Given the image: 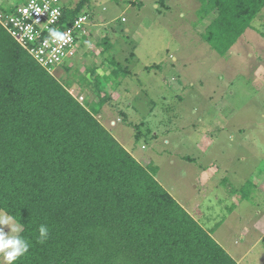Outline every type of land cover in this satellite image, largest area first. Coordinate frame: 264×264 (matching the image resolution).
Returning a JSON list of instances; mask_svg holds the SVG:
<instances>
[{
  "label": "trees",
  "instance_id": "1",
  "mask_svg": "<svg viewBox=\"0 0 264 264\" xmlns=\"http://www.w3.org/2000/svg\"><path fill=\"white\" fill-rule=\"evenodd\" d=\"M201 2L202 20L215 14L204 39L221 55L264 8V0ZM63 11V24L79 14ZM70 87L0 24V210L30 244L15 264H239L98 120L111 100L105 90L95 86L96 109Z\"/></svg>",
  "mask_w": 264,
  "mask_h": 264
},
{
  "label": "rangeland",
  "instance_id": "2",
  "mask_svg": "<svg viewBox=\"0 0 264 264\" xmlns=\"http://www.w3.org/2000/svg\"><path fill=\"white\" fill-rule=\"evenodd\" d=\"M25 1L0 0V10ZM134 1L131 9L120 0L110 4L122 36L111 56L99 59L109 56L116 64L112 84L84 79L95 55L78 78L64 66L53 75L96 109L100 96L93 86L105 89L112 97L98 120L142 165L157 170L158 182L205 228L215 229L214 239L232 256H245L240 264H264V238L253 228L264 212L256 184L264 177V8L221 55L204 39L215 14L202 20L194 0H157L143 8V0ZM145 66L159 71L149 74ZM118 82L119 91L130 93L113 95L108 86ZM205 171L208 184L201 182Z\"/></svg>",
  "mask_w": 264,
  "mask_h": 264
},
{
  "label": "crops",
  "instance_id": "3",
  "mask_svg": "<svg viewBox=\"0 0 264 264\" xmlns=\"http://www.w3.org/2000/svg\"><path fill=\"white\" fill-rule=\"evenodd\" d=\"M120 1H123L121 5L126 6L127 9H131V4L135 2L134 0L133 1L120 0ZM194 1L196 5L199 8H201L202 6L201 0L200 2L199 0H194ZM153 3L157 4V0H153L151 2L143 0V3L142 5H140V7L143 8L144 6H147L150 4L153 5ZM99 4H102V5H99ZM110 4L114 6L120 5L119 0H75V2L67 1V3L65 2L64 4L62 2L63 8L70 9L74 12L76 10L75 13L76 14L79 13L77 16H79L82 12L90 13L92 15V17L90 18V22L87 26V33L80 38L77 44L76 57L73 60H70L65 65H63L64 68H66L68 72L69 71L73 72L76 78H78L76 74L79 73L80 68H84L83 66L88 64V56L95 55V58L91 62L92 67L88 70V72L90 73L88 75L86 73L85 74L86 76L84 77V79L87 81L93 80V82L94 81L96 82L100 77H103V79L108 80V84L109 83L112 84V77L116 75L117 73L116 64L111 59L112 57L109 58L108 56L104 59V61H102L101 59L104 55H107V54L111 56L112 51L115 47V42L117 43L118 38L122 36V31H121L120 26L117 23H115L117 20L116 18L119 16V14L118 15L116 14V17L113 18L114 10H112V6H110ZM11 7L14 8L15 6H11ZM78 7H81L79 11L78 9H76ZM100 7H103V8L100 9ZM158 7L159 5L156 6L155 10L159 11ZM99 57H101V59H99ZM144 68L149 74H151V71L155 72L154 74H156V71H159V69H154V67L145 66ZM129 75L131 76L130 72H127V74L125 73L124 78L129 80L130 78ZM82 77H83V74H81L79 78H82ZM117 78L120 79V77H117ZM124 80L125 79H122V81ZM168 81H170V79L166 77L164 82L168 83ZM95 86L96 84L93 87ZM118 87L123 88L120 82H118L116 85L113 84L111 88L108 86V88L112 90L113 95L115 93L117 94V92L130 93L129 91H127V89H123V91H119ZM93 92L95 93L97 92L96 88H95V91ZM78 93H83V92H78ZM96 94L99 95L98 93ZM106 94L109 97H112L107 91H106ZM210 181H211L210 172L208 171L203 172L201 182L208 184V182ZM256 184L258 185L257 190L264 195V177L263 179L259 180V183H256ZM191 215L199 221L196 214L194 215L193 213H191ZM257 216L258 217H255L256 219L253 224V228L260 238H264V212L258 213ZM202 225L204 226V224ZM205 229H207L212 234V236H214L215 229H211V228H205ZM229 254L232 256V253H229ZM232 257L240 264V262H242L241 261L242 258H244L245 256H243L239 260H237L234 256Z\"/></svg>",
  "mask_w": 264,
  "mask_h": 264
},
{
  "label": "built area",
  "instance_id": "4",
  "mask_svg": "<svg viewBox=\"0 0 264 264\" xmlns=\"http://www.w3.org/2000/svg\"><path fill=\"white\" fill-rule=\"evenodd\" d=\"M63 13L61 0H26L10 13L0 12V24L35 61L53 73L76 57L77 44L87 33L91 18L90 13L82 12L70 24H63ZM49 28L66 33V40L51 39Z\"/></svg>",
  "mask_w": 264,
  "mask_h": 264
},
{
  "label": "clouds",
  "instance_id": "5",
  "mask_svg": "<svg viewBox=\"0 0 264 264\" xmlns=\"http://www.w3.org/2000/svg\"><path fill=\"white\" fill-rule=\"evenodd\" d=\"M47 5H45V10ZM36 11H41L36 8ZM51 39L64 42L66 40V33L61 32L57 28L48 29ZM87 43V42H86ZM3 226H7L10 231L5 233ZM22 225L10 215L0 210V264H15V262L29 252V241L23 238L20 233ZM38 242L43 244L49 238V228L47 225H40Z\"/></svg>",
  "mask_w": 264,
  "mask_h": 264
}]
</instances>
